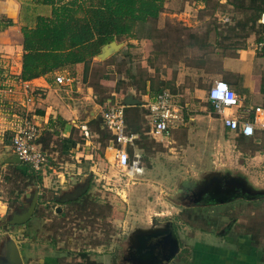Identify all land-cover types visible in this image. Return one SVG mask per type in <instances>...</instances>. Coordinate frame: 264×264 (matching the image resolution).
<instances>
[{"label": "rangeland", "instance_id": "1", "mask_svg": "<svg viewBox=\"0 0 264 264\" xmlns=\"http://www.w3.org/2000/svg\"><path fill=\"white\" fill-rule=\"evenodd\" d=\"M9 1L0 0L5 6V9L0 6V11L8 9ZM11 1L16 4V25L11 33L1 36L2 43L19 41L23 36L22 28L35 21L32 12L27 18L22 17L27 13L24 0ZM249 4L248 0H166L165 10L151 26V32L140 29L141 38L117 42L122 45L118 51L106 59L99 54L88 69L82 67L79 75L77 69L74 75L69 70L59 72L71 76L72 83L57 85V91L51 95L42 93L44 98L38 94L24 95L15 88L18 80L8 71L5 78L0 76V83L8 88L3 92L4 102H0V201L9 207L5 215L0 216V259L7 253L8 244L15 242L22 251L24 264H46V260L52 258L60 264H90L92 259L97 264H133L131 253L135 250L138 232L164 231L170 226L181 242L176 262L184 259L186 244L198 243L197 252L204 244L212 246L211 250L229 249L224 248L225 243L218 246L223 239L220 234L229 228L232 231L234 226V233L255 231L258 227L259 242L264 245V199L250 203L237 199L225 205L200 207L186 196L190 191L183 187L188 180L194 191L206 189L212 174L218 173V177L224 174L240 177L248 180L253 190H264V162L262 165H258L260 161L243 164L241 158L240 165H236L235 140L203 121L206 119L201 104L208 108L207 94L200 101L194 91L203 86L207 92L213 70L206 69L199 74L189 69L181 71L185 63L203 60L202 55L209 56L216 42L223 46L225 56L232 55L236 47L246 45L253 28L248 21L255 14L245 9ZM38 11L42 13L39 7ZM227 19L229 21L225 22ZM239 21L247 22L244 30L236 27ZM216 32L230 37L216 41ZM16 50L8 53L12 56L11 62L20 56L21 50ZM0 60L5 66L7 59L0 56ZM13 65L16 64L13 62ZM162 92L177 97L184 109V123L179 124L181 119L175 128L178 124L184 125L171 139L162 141L146 131L149 124L143 119V110L147 112L143 106L141 125L146 132L140 140L142 151L129 149L131 159L135 153L142 156L143 165L136 174H128L116 163L113 139L104 125L103 111L109 104L122 103L128 97L145 104L147 96ZM22 97L24 99L19 100ZM38 98L45 99L42 104H46L45 108L49 106L47 110L52 107L50 113L61 111L64 118L70 120L72 129L71 135L61 129L52 137L44 135L46 139L41 146L48 163L44 167L43 183L36 188L32 179L26 182L17 173L19 163L15 161L12 137L26 117L37 121L35 113L42 110L36 105ZM54 116L59 114L54 113ZM192 118H196L195 121H191ZM38 125L42 136L47 124L41 121ZM82 126L87 127L88 136ZM211 128L217 138L202 137L203 131ZM69 136L78 144L65 153L63 142L67 143ZM216 139L222 140L225 160L217 158V146L213 143ZM67 145L70 147L71 142ZM248 154L254 157L256 153L253 150ZM65 185L69 187L62 191ZM20 190L23 193L18 197ZM79 194L83 196L81 201L70 204L68 200ZM57 208H63L59 216L55 213ZM24 215L30 217L26 223H14L17 217ZM243 243L248 245V241ZM211 250L209 247L207 251ZM206 255L204 250V260L208 259ZM214 257L209 261L218 260Z\"/></svg>", "mask_w": 264, "mask_h": 264}, {"label": "trees", "instance_id": "2", "mask_svg": "<svg viewBox=\"0 0 264 264\" xmlns=\"http://www.w3.org/2000/svg\"><path fill=\"white\" fill-rule=\"evenodd\" d=\"M200 1L207 2V0ZM165 2L166 0H24L23 6L27 13L22 17L27 18L32 12L35 14V21L33 25L27 24L28 26L22 28L24 54L20 80L27 82L49 76H54L56 79L59 72L66 70L74 75L77 65H83L88 69L89 64L101 53L105 45L114 41L120 42L123 39H139L141 38L140 29L151 32L153 30L151 26L165 10ZM248 2L250 4L245 5V9L255 12L248 22L253 24L252 30L258 26L262 35L264 24L258 25V22L264 14V0H248ZM38 7L41 8L43 14L38 11ZM246 23L239 21L236 27L244 30ZM14 25L13 20L6 17L0 18V30L4 31ZM0 66L3 67L0 69L3 70V72L0 71L3 79L6 77L5 71L7 70L2 63ZM84 80H87L86 73H84ZM7 90V86L1 82V103L4 102L3 92ZM141 109L143 110V106L138 105L126 107L125 110L127 131L129 134L139 136L136 145L140 149V140L143 139L144 133L149 131V128L146 131L142 128ZM146 115L147 112L143 110L145 122ZM46 124L38 140L40 145L46 139L43 138L45 134L50 135L49 137L59 134L66 122L61 117L55 118L50 114ZM71 139L69 137L66 140L71 142ZM72 143L73 147L78 144L77 142ZM63 147L66 150L65 153H69L70 149L66 147L65 142H63ZM42 151H44L43 148ZM17 171L26 182L32 179L36 188L42 185L44 170L36 171L31 166L22 163L17 167ZM7 179L10 178L7 177ZM21 193L23 190L19 191L18 197ZM84 257L87 258L85 255ZM89 263L97 264L95 261Z\"/></svg>", "mask_w": 264, "mask_h": 264}, {"label": "crops", "instance_id": "3", "mask_svg": "<svg viewBox=\"0 0 264 264\" xmlns=\"http://www.w3.org/2000/svg\"><path fill=\"white\" fill-rule=\"evenodd\" d=\"M14 1H16V0H14ZM0 6L2 9L3 8L5 9V6L3 4L2 5L0 4ZM8 6L9 7L6 11H4V12L0 11V17H6L8 19H11V20H13L14 24L16 25V23H15L16 20H14L15 19L14 13L16 12L14 10V7H16V4H15V2L10 0ZM228 21L229 20L227 19L225 22H228ZM259 24H264V14H263L262 18L259 20L258 25ZM14 26H11L4 31L0 30V56L5 57L8 61L7 62L6 60H4V64H5L4 68L8 72H10L13 75V77H15L18 80V84L15 83L14 86H15V88H18L21 92H23L24 95H27L26 93H28V95H31V96L32 95L35 96L36 94H38L42 98H44L43 96L51 95V93H54L55 91H57V88H58L57 84L54 80L55 79L54 76L41 77V78H37V79L27 81V82H23L20 80V75L22 72V59H23V54H24L23 47H22L23 37H20L19 41H14L11 39L12 41L9 43H5V42L2 43V41H1L2 40L1 36L6 32L11 33L12 32L11 28L13 29ZM251 34L252 35L250 37H247L246 45L236 47V49H234V53L232 55L225 56V54H222L224 51L223 46L217 45V42H216L214 49L211 47L212 50H211V52H209V56L202 55L203 60L200 58L201 60L199 59V61L195 62V63H192L191 61L187 62L182 66V70H181V71H185V70L189 69L193 73L195 72L196 74H199L200 72H205L206 69H212L213 70L211 73L212 77L209 81V86L207 88V92L203 86L202 87L199 86V88H195L194 96L197 99H199L200 101H203L202 97H204L205 93L207 94V99L209 101L208 108L206 107L205 104L204 105L201 104V108L204 109L201 111L202 112L205 111V114L203 116V118L206 119V120H203L205 122V124H207L208 126L215 125L217 127V129L221 131V133L230 134L231 137L235 140L236 145L238 146V150L236 149L234 151L235 158H236L235 159L236 165L237 164L240 165L241 158H243V160H244L242 162L243 164L245 162H247V164H250V163H256L255 161H260L258 163V165H262L261 163L264 162V140L262 139L261 134H259L256 137H253V138H247V137H244L243 135H241L239 132L231 131L227 127H225V125L223 124V119H222L221 114H219L216 111L214 104L208 98V91L216 81H218V80L226 81L229 84V86L237 93V95L240 97V100H241L240 107H238L236 109H232L231 111H228L229 113H232V115H234V114L237 115L238 113H243V112H247V111L252 112L253 109L256 108L257 106L264 108V53H259L255 50V45L261 39L263 34L262 35L260 34V30H259L258 26H257V28H254L252 30ZM228 36L230 37V35H228ZM228 36L226 33L219 34L216 32L215 40L216 41L217 40L226 41V38H228ZM12 44L14 45L13 47L15 49L11 46ZM16 49L21 50L20 56H19V58H17V57L14 58V61L11 62L10 57H12V56H10V54H8V53L9 52L11 53L12 51H17ZM4 52L7 54L5 55ZM13 62L16 65H13ZM82 67H84V66L83 65H77L76 66L75 69H77V71H78L77 75H79V73H82V71H83ZM213 67H215V68H213ZM13 71H15V72H13ZM60 74L61 73H58V75H60ZM18 89H14V90H18ZM41 94L43 96H41ZM173 97H174L175 102L179 105V102L177 101V97L175 95H173ZM150 98H152L151 95L147 96L146 100L148 101ZM22 99H24V98L22 97L19 100H22ZM43 101H45V99H39V101L36 102L37 107L42 108V110L38 109L37 112L35 113L36 114L35 116L37 117L36 122L38 124L41 121H42V123H45V122H47V119L49 118L50 114H52L54 116V113H56V114L58 113L59 114L58 117H61L66 122L65 127L62 131L63 132H69L71 135V129H72L71 127L72 126H69L70 120H66V118H64L61 111L60 112L59 111H53V112L51 111V113H50V109L53 110L52 107H50L49 110H47L49 106L47 105V108H45L46 104L45 103L42 104ZM147 101L145 102V104L147 103ZM24 102H26V101H24ZM145 104L143 102L141 104V106H144ZM181 111L184 114L183 107L181 108ZM41 113H42V115H41ZM54 117L57 118V116H54ZM182 117H183V115H182ZM146 119H147V122L149 124L148 133L152 134L151 133L152 127L148 121L147 115H146ZM195 119L196 118H194V119L192 118L191 121H195ZM181 123H184V121L180 122L179 124H181ZM74 124L75 123H73V125ZM179 124H178V127L173 129L172 137H173L175 131L178 130L182 125H184V124H182L179 126ZM210 124H212V125H210ZM76 127H78V126H76ZM202 135H203L202 137H204V138H208V137L217 138V136H216L217 134L216 135L214 134L212 128L211 129H205L203 131ZM71 140L72 141H71L70 147H68V145H67L70 142L69 140H67L68 142L65 143V145L67 148L74 149L72 147L73 146L72 142H76V141L73 139H71ZM165 140L166 139H162V141H165ZM221 141H219V139H216V140H213V143L215 142V144L217 146V147L215 146L216 147V153H218L217 158L225 160L223 157L225 147H222ZM213 143H212V145L214 146ZM207 146H209V145H207ZM234 147L236 148L235 145H234ZM239 147H240V149H239ZM133 149H134V151H136L138 153H141V151H142V149H140L138 147V145L133 147ZM222 149H223V151H222ZM253 150L256 153L254 157H252L250 154H248V152L253 151ZM186 153H191V152H186ZM213 156L215 157L214 154H213ZM196 159H197V157H196ZM20 165L21 164H19V166ZM78 169L80 170L79 166H78ZM224 175H226V174H224ZM239 175H241V174H239ZM243 175H241V177ZM231 177H236V176H231ZM236 178H240V177H236ZM244 186L246 188H249L252 191H264V190H253L251 188L248 180L244 181ZM39 187H41V186H39ZM38 195H39V193H38ZM245 201L246 202L249 201V203L252 202L251 200H245ZM8 208L9 207L5 203L0 201V216L1 217L3 215H5V212L8 211ZM234 227L232 228V231L229 228L225 233L220 234V235H223V239H222V242L218 244V246H221L225 243V245L227 247L224 246V248H229V249H223L222 251H219V250L213 248L214 250L213 249L211 250L212 246L204 244L199 248V251L197 252V249L195 246L198 245V243L195 242V243H193V244L191 243L189 245L186 244L184 248H185L187 253H186L184 259L180 258L179 261L176 262V260H175L173 262H169L168 264H264V245L260 244V242H259L260 241L259 240V234H260L259 228L257 227L255 231L254 230L253 231H251V230L240 231L239 230V231L234 233V230H233ZM245 241H248V245H244L243 242H245ZM209 247H210L211 251H207ZM204 250H205V253H207L206 256L208 257V259H206V260H204ZM198 253H200V255ZM201 255L203 257L202 261H200ZM214 256H216V258H218V260L217 261L212 260L210 262L209 259L215 258ZM177 258H178V256H177ZM198 259H199V261H198ZM46 264H60V263L58 262L57 259L52 258L50 260H46Z\"/></svg>", "mask_w": 264, "mask_h": 264}, {"label": "built area", "instance_id": "4", "mask_svg": "<svg viewBox=\"0 0 264 264\" xmlns=\"http://www.w3.org/2000/svg\"><path fill=\"white\" fill-rule=\"evenodd\" d=\"M255 50L264 53V33L256 43ZM73 78L66 75H57L55 82L58 86H68ZM12 91V88L9 89ZM173 95L162 92L150 98L144 107L147 109V118L152 127L151 133L155 137L169 140L172 137L175 125L183 121L181 107L173 101ZM208 98L214 104L216 111L221 114L223 124L229 130L239 132L247 138L262 135L264 140V108L257 106L252 112L232 115L228 111L240 107V97L224 80L216 81L208 91ZM126 106L120 102L109 104L103 111L104 125L112 136L114 156L119 168L128 174L134 175L142 169V156L138 153L131 159L129 149L136 146L138 136L129 134L126 125ZM26 120L19 127L12 138V148L15 155L31 166L36 171L44 170L47 166L48 157L38 144L41 136L40 126L33 120ZM75 123V121H73ZM85 135H89L86 126H82Z\"/></svg>", "mask_w": 264, "mask_h": 264}, {"label": "water", "instance_id": "5", "mask_svg": "<svg viewBox=\"0 0 264 264\" xmlns=\"http://www.w3.org/2000/svg\"><path fill=\"white\" fill-rule=\"evenodd\" d=\"M121 46V44H118L115 41L111 42L102 48L99 57L106 59L112 52L118 51ZM122 104L126 107L138 106L142 104V101L133 97H128L122 101ZM15 157L17 163H22L18 155H15ZM217 174H212L213 178L206 189L194 191L189 185L188 180L184 182V188L189 189L190 197H192L195 202L200 200L203 195H208V198H206V205H222L239 198L245 200L264 198V191H252L249 188H246L243 179L227 175L218 177ZM29 219V216L24 215L17 217L14 220V223L23 224ZM158 232L166 234V238L161 245H158L155 242L150 243L151 238L154 239L157 232H138L140 234L137 235L135 250L131 253L133 264H168L179 253L180 244L173 227L170 226L168 229ZM169 244L171 246L170 253L168 256L165 253V256L163 255L161 257V253L164 252L162 248H168ZM8 245L9 247L6 248L7 253L1 256L2 259H0V264H24L18 245L15 242H10Z\"/></svg>", "mask_w": 264, "mask_h": 264}, {"label": "flooded vegetation", "instance_id": "6", "mask_svg": "<svg viewBox=\"0 0 264 264\" xmlns=\"http://www.w3.org/2000/svg\"><path fill=\"white\" fill-rule=\"evenodd\" d=\"M68 185H65V186H63L62 187V191H66L67 189H68ZM184 187V186H183ZM184 190L186 191V188H184ZM186 196H188V197H190V193H186ZM82 197L83 196H81L80 194L79 195H77V197L76 198H71L70 200H68L69 202H70V204L71 203H77V202H79V201H81V199H82ZM206 198H208V195H203L202 196V198L200 199V200H198V201H194V199L191 197L190 198V200L193 202V203H195L197 206H208V205H206ZM41 199V201H42V198H40ZM239 199H242V198H239ZM235 200H237V199H235ZM234 201V200H233ZM233 201H231V202H233ZM231 202H229V203H231ZM47 203H49V202H47ZM227 204V203H226ZM222 205H225V204H222ZM63 212V208H57V211L55 212L56 214H57V216H59V214H61ZM31 222V220L27 223V224H29ZM176 233V232H175ZM176 237L178 238V240H179V237H178V234L176 233ZM166 238V234H162V232H157L156 234H155V236H154V239L153 238H151V240H150V243H153V242H155L156 244H158V245H161V243L163 242V240ZM168 242V241H167ZM167 242H166V244H167ZM165 244V245H166ZM179 244H181V242H180V240H179ZM164 245V246H165ZM170 248H171V246H170V244H169V247L167 248H165V247H163L162 249H163V251L164 252H162L161 253V257L166 253V255L168 256V254L170 253ZM19 250H20V253H21V256H22V251H21V249L19 248ZM165 256V255H164ZM176 256H178V254L176 255ZM176 256L170 261V262H173L174 261V259L176 258ZM91 261H95V260H91ZM78 264V263H77Z\"/></svg>", "mask_w": 264, "mask_h": 264}]
</instances>
